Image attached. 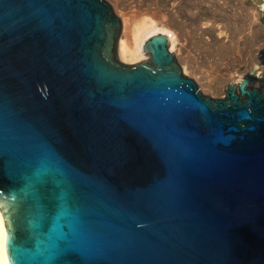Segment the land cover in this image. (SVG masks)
I'll use <instances>...</instances> for the list:
<instances>
[{
  "label": "water",
  "instance_id": "obj_1",
  "mask_svg": "<svg viewBox=\"0 0 264 264\" xmlns=\"http://www.w3.org/2000/svg\"><path fill=\"white\" fill-rule=\"evenodd\" d=\"M119 33L104 0H0L9 264H264V76L212 99Z\"/></svg>",
  "mask_w": 264,
  "mask_h": 264
},
{
  "label": "rangeland",
  "instance_id": "obj_2",
  "mask_svg": "<svg viewBox=\"0 0 264 264\" xmlns=\"http://www.w3.org/2000/svg\"><path fill=\"white\" fill-rule=\"evenodd\" d=\"M104 1L118 18L129 10L137 19H152L179 34L189 54L187 52L186 56L180 57L174 52L172 54L183 75L191 78L200 92L212 99H222L227 88L219 75L227 72L246 75L256 56L264 49V0H145L147 6L141 8L138 0ZM207 32L219 34V43L212 41ZM191 55L196 58L195 61ZM116 59L132 65L147 61L149 56L144 54L138 60L122 62L116 51ZM186 62L190 63L194 72L205 70L199 69V63L207 64L209 74L218 79L208 88H202L190 71L184 74L182 67L186 66ZM261 66L264 67V64ZM263 76L257 87H260Z\"/></svg>",
  "mask_w": 264,
  "mask_h": 264
},
{
  "label": "bare ground",
  "instance_id": "obj_3",
  "mask_svg": "<svg viewBox=\"0 0 264 264\" xmlns=\"http://www.w3.org/2000/svg\"><path fill=\"white\" fill-rule=\"evenodd\" d=\"M138 1L139 3H141L140 8L147 6V2L145 0H138ZM132 7L133 6H131V8ZM118 19L121 28L117 41L116 51L120 61L122 62H126L127 60H138L142 58L144 55L143 46L145 42L150 37L157 34H161L166 37L170 53L174 52L175 56H179V57L182 55L186 56L187 52L189 54V51L186 49L183 39L179 34H176L168 30L163 25L156 23L152 19H147V18L137 19L134 15H132L129 12V10L121 14ZM262 29H264V27ZM208 36L209 38H211V40L213 39L212 41L219 43L218 42V39L220 38L219 34L215 35L212 32H209ZM258 57L259 55L256 56L255 59L256 61L255 62L253 61L254 62L253 66H251L250 70L246 73V75H239L236 73L227 72L224 75H219L218 78L224 79L225 86L228 85L236 86L241 82V79L248 77L250 73H252V78L255 80L253 81L251 86L257 88V84L260 81L262 74H264V67L261 66L263 63L261 61H258L260 60ZM191 58L194 59V61L196 60V58L192 55ZM192 59H190V61ZM185 65L186 66L182 67L184 74L190 71L189 73H192L191 74L192 77H194L196 82L202 88L203 87L208 88L212 82L218 79L216 77H212L209 74L208 69L210 68L207 66V64L203 65L202 63H199L200 66L199 69L200 68L205 69L199 72L192 71V67L189 62H186ZM5 239H6V229L4 226L3 216L0 212V264H9L5 250Z\"/></svg>",
  "mask_w": 264,
  "mask_h": 264
}]
</instances>
